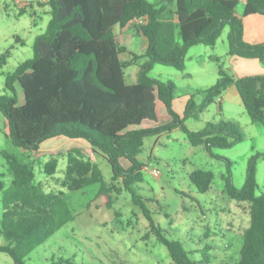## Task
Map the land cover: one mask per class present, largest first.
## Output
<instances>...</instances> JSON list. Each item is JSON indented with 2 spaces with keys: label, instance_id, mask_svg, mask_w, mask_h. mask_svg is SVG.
Masks as SVG:
<instances>
[{
  "label": "trees",
  "instance_id": "trees-1",
  "mask_svg": "<svg viewBox=\"0 0 264 264\" xmlns=\"http://www.w3.org/2000/svg\"><path fill=\"white\" fill-rule=\"evenodd\" d=\"M49 4L53 18L46 32L36 38L34 58L8 76L6 87L12 95L0 97V112L8 122L12 146L38 151L44 142L55 138L87 142L94 153L100 152L108 160L113 183L108 184L97 164L75 155L81 154L75 149L69 152L64 186L75 193L99 186L97 199H103L104 208L113 209L124 190L132 191L144 182L145 166L138 157L143 153L145 140L181 129L192 146H203L214 158L227 163V196L249 204L251 221L237 264H264V192L258 195L257 183V161L264 156L252 157L245 186L237 188L233 163L215 156L213 150L244 143L243 128L233 122H221L208 123L203 131L191 132L174 111L176 84L150 76L156 65L184 72L189 51L198 46L215 47L227 27L229 56L264 64V43H247L244 21L236 15L243 4V18L264 16V0H49ZM142 19L144 24H135ZM132 26L138 28L148 44L143 55L133 57L140 72L137 82L130 85L125 69L133 64L122 60L124 48L115 29ZM8 58L9 54L0 58V66L6 65ZM232 86H236L252 123L264 124V76L236 79L220 69L218 82L200 91L206 96L204 108ZM18 87L24 94L23 105ZM188 96L185 117L197 108L194 96ZM160 102L171 118L166 124L159 123ZM6 158L14 181L8 189L1 187L4 212L0 236L8 245H0V253L10 255L15 264H26L34 251L76 221L78 215L64 192L47 193L36 184L30 164L10 153H6ZM124 161L129 165H124ZM57 169L56 158L45 167L50 176ZM214 180L210 171L197 170L191 175L192 183L202 194L211 190ZM118 181L121 187L115 184ZM133 203L142 209L176 264H197L181 243L163 236L136 193Z\"/></svg>",
  "mask_w": 264,
  "mask_h": 264
},
{
  "label": "rangeland",
  "instance_id": "rangeland-1",
  "mask_svg": "<svg viewBox=\"0 0 264 264\" xmlns=\"http://www.w3.org/2000/svg\"><path fill=\"white\" fill-rule=\"evenodd\" d=\"M243 10L241 4L237 13ZM52 18L49 0H0V58L9 54L7 64L0 66V97L12 95L6 87L8 76L34 58L36 38L46 32ZM115 31L124 48L122 60L133 64L125 69L127 83L133 84L140 72L133 57L144 54L147 39L135 26L127 30L117 27ZM229 34L227 27L215 47L193 48L186 57V72L156 65L150 76L176 84L174 111L185 120L191 132L203 131L208 123L233 122L243 128L244 143L231 149L213 150L215 156L233 163L235 185L242 189L252 157L264 156V124L252 123L241 98L234 99L225 93L204 108L206 96L200 94L218 82L220 69L233 76L228 63ZM18 93L20 105H23L21 87ZM187 94L194 96L197 108L185 117L190 100ZM158 116L160 124L171 120L161 102ZM147 125L154 126V123ZM8 135V122L0 112V220L4 212L1 187L8 189L14 181L6 153L30 164L36 174V184L45 192H64L74 214L78 215L76 221L34 251L26 264H176L142 209L133 203V193L142 198L163 236L181 243L197 264H237L239 261L243 237L251 221L249 204L227 196L224 181L227 163L214 158L203 146H192L183 130L145 140L143 153L138 157L145 166L144 182L132 191L124 190L113 209L104 208L103 199H97L99 186L76 193L64 186L69 152L75 149L81 153L75 155L97 164L108 184L113 183L108 160L102 153H94L87 142L55 138L44 142L38 151H25L14 148ZM54 158L58 159V169L50 176L45 167ZM124 165L129 163L124 161ZM197 170L215 175L212 188L206 194L200 193L191 181V175ZM257 183L258 195H261L264 192V157L257 161ZM115 184L121 187V182ZM0 245H8L2 236ZM0 264L15 262L10 255L0 253Z\"/></svg>",
  "mask_w": 264,
  "mask_h": 264
},
{
  "label": "crops",
  "instance_id": "crops-1",
  "mask_svg": "<svg viewBox=\"0 0 264 264\" xmlns=\"http://www.w3.org/2000/svg\"><path fill=\"white\" fill-rule=\"evenodd\" d=\"M236 15L237 17L242 18L244 21L245 41L251 45L263 44L264 43V16L252 15V16L243 18V12L237 13ZM129 28L131 27L124 28V30H127ZM191 51L192 49L189 52ZM228 63L230 66L229 70L233 73V77H235L236 79L250 77V76H264V64H262L259 60L230 57L228 53ZM186 70L184 72H186ZM186 74L190 76V74L188 73ZM226 93L229 94L234 99L241 98L236 86H232ZM158 109H159V106H158Z\"/></svg>",
  "mask_w": 264,
  "mask_h": 264
},
{
  "label": "built area",
  "instance_id": "built-area-1",
  "mask_svg": "<svg viewBox=\"0 0 264 264\" xmlns=\"http://www.w3.org/2000/svg\"><path fill=\"white\" fill-rule=\"evenodd\" d=\"M144 22H145L144 19H142V20H136V21H135V24H136V25H142V24H144ZM156 176H157V175H156Z\"/></svg>",
  "mask_w": 264,
  "mask_h": 264
}]
</instances>
